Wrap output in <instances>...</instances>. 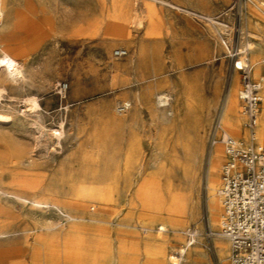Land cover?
<instances>
[{
    "label": "rangeland",
    "instance_id": "1",
    "mask_svg": "<svg viewBox=\"0 0 264 264\" xmlns=\"http://www.w3.org/2000/svg\"><path fill=\"white\" fill-rule=\"evenodd\" d=\"M261 3L0 0V58L22 71L0 70V252L17 251L15 264H230L228 242L208 235L225 162L208 131L224 106L228 132L246 138L241 77L183 10L235 26L229 45L257 80Z\"/></svg>",
    "mask_w": 264,
    "mask_h": 264
},
{
    "label": "built area",
    "instance_id": "2",
    "mask_svg": "<svg viewBox=\"0 0 264 264\" xmlns=\"http://www.w3.org/2000/svg\"><path fill=\"white\" fill-rule=\"evenodd\" d=\"M263 7L261 3L260 8ZM183 12L204 28H212L215 39L227 50V57L235 60L234 69L241 77L239 100L246 138L237 139L228 132L224 106L216 112L208 131L209 148L222 147L225 157L217 192L221 205L219 227L208 235L228 242L230 264H264V142L260 139L264 76L256 80L246 51H236L229 45L235 26L220 17ZM115 55L121 58L127 51L120 49ZM159 231L165 232L163 227ZM141 232L147 234L148 230L141 228ZM179 234L188 247L199 239L197 228H188Z\"/></svg>",
    "mask_w": 264,
    "mask_h": 264
},
{
    "label": "bare ground",
    "instance_id": "3",
    "mask_svg": "<svg viewBox=\"0 0 264 264\" xmlns=\"http://www.w3.org/2000/svg\"><path fill=\"white\" fill-rule=\"evenodd\" d=\"M0 16H1V14H0ZM251 46H253V44H248V48L249 49H251ZM260 63H261V61L259 62V64ZM20 68L21 67H20V64L18 63L17 59L15 57H13L12 55L5 54V56L3 58H0V70L5 69L6 71H8L12 75H16V74L18 75V74H20V72H22V71H20ZM160 101L162 102V100H160ZM165 103H166V101H165ZM165 103L163 102V104H165ZM33 104H34V108H36L38 106L36 104V102H33ZM225 113H226V107H225ZM55 134L58 135L59 137L62 136V133H60L59 131H55ZM217 160L218 159H217V154H216V155H214L212 157V166H215V163H216ZM210 187L214 188L215 187V182L212 181V184L210 185ZM179 251H180L179 252L180 254H184L185 253L184 250H182V251L179 250ZM17 253H18L17 251L16 252L10 251V252H8L6 254H3L2 252H0V264H15L14 261L18 258ZM171 259L174 260V261H176L174 264H178L177 261H179V258L170 256V260Z\"/></svg>",
    "mask_w": 264,
    "mask_h": 264
},
{
    "label": "crops",
    "instance_id": "4",
    "mask_svg": "<svg viewBox=\"0 0 264 264\" xmlns=\"http://www.w3.org/2000/svg\"><path fill=\"white\" fill-rule=\"evenodd\" d=\"M202 14H203V13H202ZM204 15L210 16V15H208V14H204ZM211 16H212V15H211ZM262 63H264V60H263L260 64H262ZM227 111H228V109L226 108V113H227ZM260 137H261V138L264 137V133H262L261 128H260Z\"/></svg>",
    "mask_w": 264,
    "mask_h": 264
}]
</instances>
